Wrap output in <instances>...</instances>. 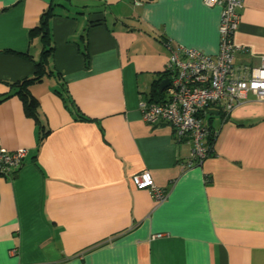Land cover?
<instances>
[{
  "label": "crops",
  "instance_id": "0c3cea01",
  "mask_svg": "<svg viewBox=\"0 0 264 264\" xmlns=\"http://www.w3.org/2000/svg\"><path fill=\"white\" fill-rule=\"evenodd\" d=\"M51 2V73L30 89L41 142L20 98L0 100V147L26 149L14 175H0V264H264V101L247 93L224 116L207 110L212 152L191 167L190 141L138 108L165 70L166 42L217 53L220 8L0 0V98L32 74L22 53L38 58L28 31ZM237 11L233 65L245 72L264 55V0ZM142 170L167 192L163 202L132 183Z\"/></svg>",
  "mask_w": 264,
  "mask_h": 264
},
{
  "label": "built area",
  "instance_id": "2783aa9c",
  "mask_svg": "<svg viewBox=\"0 0 264 264\" xmlns=\"http://www.w3.org/2000/svg\"><path fill=\"white\" fill-rule=\"evenodd\" d=\"M202 3L220 8L217 53L204 54L166 42L169 55L165 71L169 76L163 100L149 102L144 98L138 104L146 123L165 122L171 126L175 141H190L186 167L201 163L207 156L205 139L209 129L206 119L197 117L200 111L214 104L227 113L246 99L247 93L264 101V55L260 56L258 65L245 72L233 65L234 53L241 48L235 44L233 35L239 23L237 10L243 6V0H202ZM25 154V148L7 150L0 147V175L11 178ZM131 181L136 187L147 190L158 203L167 197V192L153 183L146 170L133 174Z\"/></svg>",
  "mask_w": 264,
  "mask_h": 264
},
{
  "label": "trees",
  "instance_id": "16d2710c",
  "mask_svg": "<svg viewBox=\"0 0 264 264\" xmlns=\"http://www.w3.org/2000/svg\"><path fill=\"white\" fill-rule=\"evenodd\" d=\"M57 5L56 3L51 2L46 8L43 9V11L40 13L39 18L37 22L32 26L29 31H28V40L31 43L33 40H36V47L39 49V55L36 60H32L31 56L26 53H22L27 59L33 62L34 68L33 72L30 76H25L22 77L12 83H9V88L10 90L0 98V100L5 99L11 95H17L21 102L23 109L27 115H31L37 119V109H38V100L37 98L31 93V87L32 85L39 83L42 81L43 76L48 75L51 73L50 67L48 65V58L51 54L52 51V45H51V40H50V33H49V26L48 22L50 18L56 14L54 12V6ZM80 51L83 54L85 60L87 61V50H86V43L80 42ZM169 76V73L167 71H162L161 73H157V78L154 79V81L151 84L148 97L145 98L147 101H153V102H161L164 97V91H160L158 89V83ZM56 92L60 94V97L62 98L63 102L65 103L66 107L68 106L67 104V99L64 98L60 91ZM210 107H212L211 110H215V112L218 115L224 116L225 111L222 107H219L218 105L212 104ZM210 109V108H209ZM205 109V111L209 110ZM205 111H200L197 117L199 118H205L206 119V124L209 129V133L206 137L205 144L207 145V154H210L214 139H215V134L214 132L216 131L214 128V125H212V118L214 117L213 114L209 113H204ZM39 126L40 130V135H38V140L41 142L43 136L46 134L47 129L43 125L42 122H39V120H36Z\"/></svg>",
  "mask_w": 264,
  "mask_h": 264
},
{
  "label": "water",
  "instance_id": "95a60500",
  "mask_svg": "<svg viewBox=\"0 0 264 264\" xmlns=\"http://www.w3.org/2000/svg\"><path fill=\"white\" fill-rule=\"evenodd\" d=\"M168 84V79H162L159 83H158V89L160 91H162L164 89V87ZM214 114H216V112H214Z\"/></svg>",
  "mask_w": 264,
  "mask_h": 264
}]
</instances>
